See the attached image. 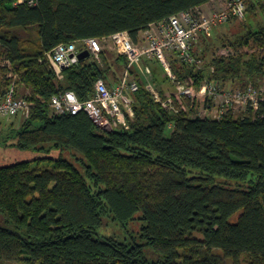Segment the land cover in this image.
<instances>
[{"label": "trees", "instance_id": "obj_1", "mask_svg": "<svg viewBox=\"0 0 264 264\" xmlns=\"http://www.w3.org/2000/svg\"><path fill=\"white\" fill-rule=\"evenodd\" d=\"M211 1L40 0L30 7L0 0V97L15 84V97L31 105L29 116L12 117V135L22 150L50 145L75 160L0 167L1 263L264 264V100L219 120L202 118L188 100L187 112L172 114L131 70L140 87L130 94L134 116L117 129L52 106L67 92L91 100L99 80L113 88L129 71L126 58L111 63L104 51L102 62L90 56L58 74L50 61L58 45L77 43L83 51L85 40L118 32L137 43L151 24ZM259 10L263 4H249L248 15ZM215 42L232 52L214 56L206 70L172 59L180 80L193 77L197 88L205 80L221 88L264 86V23L234 42L201 37L194 56L203 62ZM150 62L158 61L146 64L164 95L170 79L166 72L159 79ZM106 217L123 226L144 222L143 243L98 237Z\"/></svg>", "mask_w": 264, "mask_h": 264}, {"label": "built area", "instance_id": "obj_2", "mask_svg": "<svg viewBox=\"0 0 264 264\" xmlns=\"http://www.w3.org/2000/svg\"><path fill=\"white\" fill-rule=\"evenodd\" d=\"M40 0H16V5L36 6ZM249 4H263L264 0H213L207 5L188 12H182L168 20L151 24L140 34L139 41L133 42L126 32H118L108 38L87 39L83 42V51L99 59L104 52L103 41H110L117 56L128 61L129 71L115 87L111 88L105 81L96 83L95 96L82 102L73 92L52 99L53 109L62 114H77L85 111L98 126L106 123L124 125L126 115L134 116L133 101L130 94L139 90V84L131 74L137 71L146 82V89L156 102L172 114L187 112L186 100H209L214 107L205 110L204 115L213 119H222L227 113L244 107L257 109L264 100V86H250L244 90H226L214 82L205 80L200 88L196 87L193 77L182 81L172 68V59L196 66L201 69L202 60L193 54L194 47L201 37H209L223 25L233 21L247 20ZM77 43H62L50 54V61L56 73L60 74L79 63ZM158 61L174 85L175 93L162 94V86L156 81L154 73L146 61ZM6 65L11 67L10 62ZM9 77H13L10 74ZM16 86L12 84L8 93L0 97V117L29 116L31 105L25 99L15 97Z\"/></svg>", "mask_w": 264, "mask_h": 264}, {"label": "rangeland", "instance_id": "obj_3", "mask_svg": "<svg viewBox=\"0 0 264 264\" xmlns=\"http://www.w3.org/2000/svg\"><path fill=\"white\" fill-rule=\"evenodd\" d=\"M208 5V4H207ZM207 5H204L205 10L207 11ZM264 23V12L262 10H259L256 14H249L247 16V20L243 22H232L230 24L223 25L221 27H218L214 33L206 37L211 42L214 38H221L224 41H235V39L238 36L243 35L246 30H249L252 28H256L258 24ZM103 47L104 51L108 54V58L111 63L115 62L119 56L115 53L113 49V45L110 41H103ZM232 52L231 48L229 46L224 47L219 42L212 43L210 46V49L207 51V57L203 61L204 64L202 65L204 69L206 70L208 68V64L212 60L214 56L218 55H229V53ZM99 62H102V58L100 56L99 59H97ZM150 65L156 72L159 79L164 80L166 77L165 70L163 66L159 62H150ZM117 68V66H116ZM121 75L119 74V77ZM16 80V79H15ZM159 83V82H158ZM161 85V83H159ZM165 85V86H164ZM164 90L166 93L172 94L175 93L174 85L170 80L166 81L164 84ZM226 90H236L238 89L236 86L232 84H228L225 87ZM190 103L194 106L195 110L197 111V114L201 116L202 118H206L204 115L205 110L211 107H214L211 101L209 100H197L195 103ZM248 107L240 108L239 110H236V115H244L248 111ZM22 117V115H20ZM21 117H19L21 119ZM14 119H10V117H0V167L3 166H9L16 163L21 162H33V167H41L46 168L49 166V161H39L41 159H58L60 157H63L65 159H68L70 161H75L73 158L72 153L69 152H60L51 149L50 145H44L43 149H28V150H22L18 147V140L16 137L12 135L10 125L13 122ZM18 123H16L17 127ZM116 124L112 123H106L101 128L106 131L112 130V127L119 128V126H115ZM172 133V130L169 128L167 130L166 136L170 137ZM238 216H235L232 218V221H236ZM3 216L0 215V225L3 224ZM144 222L136 220L134 222L129 223L127 226H123L119 224L118 222H115L112 218L106 217L104 219V224L102 228L98 231V237L102 238H114L118 241L122 242H130L133 239H136L139 243H143L140 239V232L142 229ZM148 257L151 259H156V256L153 255L152 252H147ZM0 264H19V263H1ZM228 264H231L228 262Z\"/></svg>", "mask_w": 264, "mask_h": 264}, {"label": "water", "instance_id": "obj_4", "mask_svg": "<svg viewBox=\"0 0 264 264\" xmlns=\"http://www.w3.org/2000/svg\"><path fill=\"white\" fill-rule=\"evenodd\" d=\"M91 56L89 51H83L79 54V60H84L86 58H89Z\"/></svg>", "mask_w": 264, "mask_h": 264}, {"label": "crops", "instance_id": "obj_5", "mask_svg": "<svg viewBox=\"0 0 264 264\" xmlns=\"http://www.w3.org/2000/svg\"><path fill=\"white\" fill-rule=\"evenodd\" d=\"M149 65V64H148Z\"/></svg>", "mask_w": 264, "mask_h": 264}]
</instances>
